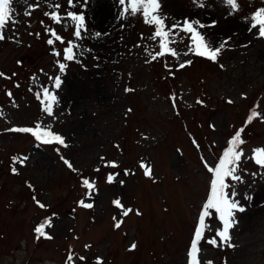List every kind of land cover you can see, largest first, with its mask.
<instances>
[{"label": "rangeland", "instance_id": "374dc122", "mask_svg": "<svg viewBox=\"0 0 264 264\" xmlns=\"http://www.w3.org/2000/svg\"><path fill=\"white\" fill-rule=\"evenodd\" d=\"M202 2L160 0L167 25L188 20L211 45L227 41L216 61L183 55L191 43L183 33L182 42L170 45L178 58L152 60L160 51L159 38L149 39L155 27L139 14L122 17L118 0H76V8H68L67 0H14L12 19L18 22L9 23L0 40V72L11 77L0 78V264H67L69 254L73 264H96L98 257L105 264H189L211 176L201 157L218 162L241 127L245 157L264 147V115L246 122L252 111L264 113V37L250 23L264 0H239L235 11L226 0ZM37 3L34 11L28 7ZM53 11L83 12L84 39L73 36L70 20L57 24L45 15ZM46 28L65 43L49 45ZM69 40L80 46L73 61L63 59ZM187 60L192 63L179 68ZM59 63L67 65L63 73ZM56 76L62 79L59 90L49 79ZM43 87L57 94L53 116L43 110ZM41 121L63 135L68 147L7 131ZM142 162L151 166L152 178ZM240 168L246 171L238 173L244 182L236 184L237 198L246 211L237 213L239 223L231 229L234 247L206 242L221 226L213 217V231L198 245L200 264H264V168L250 159H242ZM109 173L116 174L112 183L106 181ZM82 178L96 181L90 199ZM116 198L141 214L122 216ZM81 199L94 207H80ZM114 216L122 220L119 229ZM47 219L54 225L45 229L51 238L37 239L34 229Z\"/></svg>", "mask_w": 264, "mask_h": 264}, {"label": "snow or ice", "instance_id": "6c2138e0", "mask_svg": "<svg viewBox=\"0 0 264 264\" xmlns=\"http://www.w3.org/2000/svg\"><path fill=\"white\" fill-rule=\"evenodd\" d=\"M14 0H0V40H4L5 34L4 29L9 23H17L18 21L12 19V5ZM86 5L87 0H84ZM118 3L123 6L120 15L122 17L126 16H137L142 15L145 23L149 25H153L155 27L154 33L149 37L151 40H156L159 38V49L160 51L156 55H152V60H156L158 56H164L165 54H171L173 57H179L180 53H178L174 48L170 47V45L175 44L177 42H182L183 34H190V45L187 46V50L183 53V55L187 56L190 52H194L195 55L206 57L212 61H216L217 57L221 53V50L224 48L227 41L221 43L219 46H213L209 41L205 39V36L198 31L196 25L193 22L186 20L183 24L173 23L170 26L166 24L167 17L161 11V3L160 0H118ZM199 6L203 7L204 4L202 0H198ZM227 5L232 10H238L239 8V0H226ZM68 8H76V0H67ZM32 11L39 7V4L29 5L28 6ZM55 9H60L61 5L56 3L53 5ZM26 15H30V12H26ZM46 16H49L50 19L57 24H63L65 20H70L74 25L73 28V36L77 40L84 39L83 33L88 31L86 18L83 12L78 11H67L65 15H62L59 11H53L51 13L46 12ZM43 23V22H41ZM198 23V22H197ZM251 28L258 29V33L260 37H264V8H260L255 10L251 17ZM67 27V25H65ZM199 27H205L204 25H199ZM46 31L50 34L52 38L47 40L49 45H53L54 42L58 41L61 44L65 43L64 38L59 35L55 29L46 28ZM39 36V33L36 34ZM95 35L98 37L101 33L97 32ZM180 38L179 40L177 38ZM194 46V47H193ZM80 47L75 44L72 40L67 42V47L63 49V59L67 61H73L76 59V53L74 49ZM55 56H61V52L54 51ZM192 63L191 60L184 61L179 65V68H184L187 65ZM167 67V65H165ZM67 65L65 63H59V71L63 73ZM15 75V73H13ZM0 78L11 79V77H7L3 72H0ZM50 80L53 81V87L57 90L61 88L62 79L60 76L49 77ZM19 87V85H16ZM130 91V89H126ZM43 99L46 101L44 104V112L47 113L48 116H53V106L58 103L57 94L50 92L48 87L42 88ZM11 97L12 93L9 91L6 93ZM39 96L40 93H37ZM173 106L175 107V96L172 97ZM198 103H201L198 101ZM228 103H233V101L229 100ZM131 111V110H129ZM264 115V113L252 111L251 114L247 117V123H251L254 118ZM214 127V126H213ZM7 131L17 132V133H30L37 141L43 144H52L56 143L68 147L65 138L63 135L53 132L50 125L44 124V122H38L34 127H13L7 129ZM244 132V128L236 130L234 135L228 141V146L224 149L221 157L218 158V162L210 165L207 160L201 157L204 160V167L211 174L209 178V191L207 194L206 201L202 205L201 212L198 216V224L194 231V238L191 242V247L188 252L189 256V264H200L198 260L199 247L198 245L202 240H205V234L207 232L213 231L211 226V219L213 217L218 218L221 222V226L215 229V235L211 238H207L206 242L214 247H219L221 245H227L228 247H234L231 243V229H233L239 221L236 219L237 213H243L246 211V207L241 203V201L237 198L239 196V192L236 190V184L243 183V176L241 174L242 170L240 168V164L242 159H250L255 162L260 168H264V147H258L252 150V155L249 157H245L243 148L241 145L245 143L242 139V133ZM194 145L199 148V144L193 140ZM27 157L23 159L13 158V162L23 163ZM101 160L104 157L100 158ZM61 160L63 163L73 172H77V169L73 166L72 162L61 156ZM109 167H118L115 162H107ZM141 168L144 170V174L149 178H152V168L150 165L141 163ZM99 168L95 169V171L99 172ZM12 171L15 173L16 169L13 168ZM130 174V173H125ZM116 174L109 173L106 177V181L108 183H112ZM253 176H256L257 173H252ZM235 182V183H233ZM123 183V181H120ZM82 187L86 189L85 196L87 198H91L93 193L97 191L96 189V181L89 180L88 178H82L81 180ZM29 187H32L29 185ZM35 200V197H33ZM244 199L250 200L251 197L245 195ZM37 205L43 209L46 207L40 201H36ZM80 207L85 209H91L94 207L93 203L85 202L84 199L78 201ZM113 204L116 208L121 210V215L127 217L130 213L135 212V214L140 215L141 213L138 210H134L132 208L126 207L122 204L121 199L116 198L113 200ZM206 218L209 219V223H206ZM115 221L114 227L119 229L122 224V220L117 219V217H113ZM53 222L51 219H47L44 223H41L38 227L34 229L37 234V239L40 237L51 238L50 235L45 231L46 228L53 227ZM86 248H89L90 245H85ZM136 247L135 244L131 245V248L134 249ZM79 261H84L85 257H78ZM74 257L69 254L67 257V264H73ZM96 264H105V262L101 258H97ZM207 264H212V261H208Z\"/></svg>", "mask_w": 264, "mask_h": 264}]
</instances>
